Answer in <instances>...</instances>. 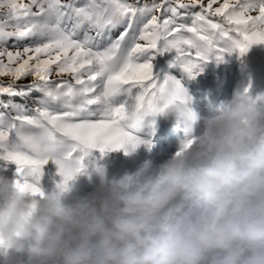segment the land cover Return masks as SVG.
Returning <instances> with one entry per match:
<instances>
[{"label": "snow or ice", "instance_id": "6c2138e0", "mask_svg": "<svg viewBox=\"0 0 264 264\" xmlns=\"http://www.w3.org/2000/svg\"><path fill=\"white\" fill-rule=\"evenodd\" d=\"M261 43L264 0H0V159L17 176L28 170L23 191L35 207L49 161L66 187L94 151L151 148L129 116L167 114L165 91L182 87L155 72L159 57L195 78L210 58ZM189 104L175 105L186 137Z\"/></svg>", "mask_w": 264, "mask_h": 264}, {"label": "clouds", "instance_id": "9594fccd", "mask_svg": "<svg viewBox=\"0 0 264 264\" xmlns=\"http://www.w3.org/2000/svg\"><path fill=\"white\" fill-rule=\"evenodd\" d=\"M185 97L183 86L168 89L163 102ZM193 114L202 129L190 148L185 136L155 166L87 170L99 181L92 191L56 184L33 207L0 174V251L26 257L21 264H264V90L250 85L210 115ZM145 119L131 115L129 125Z\"/></svg>", "mask_w": 264, "mask_h": 264}, {"label": "trees", "instance_id": "16d2710c", "mask_svg": "<svg viewBox=\"0 0 264 264\" xmlns=\"http://www.w3.org/2000/svg\"><path fill=\"white\" fill-rule=\"evenodd\" d=\"M115 34V33H114ZM246 54L241 55L239 50L226 54L222 61H217L215 58H210L205 62L202 67L203 71L200 72L195 78H192L187 72L180 68H170L169 61L172 59L171 55L159 57L155 62V72L163 75L169 73L180 81L183 87L188 90L190 97V104L188 105L193 113L201 115H210L213 109L224 100H229L233 95L240 91L241 79L243 75V67L237 63L232 62V57H240L242 60L250 59ZM236 60V59H235ZM7 99V97H4ZM31 106V102H29ZM154 120V126H153ZM193 136L200 133L199 124L193 123ZM143 140L151 142V148L141 144L132 155H126L124 149L109 152L107 155L101 157L98 151H94L92 156L88 159V171H92L94 167L106 166L110 176L122 175L125 171H131L134 166L140 165L146 160L150 159L153 165L159 164L164 160V156H168L180 147L181 141L185 137L183 118L179 115L175 106L168 111L167 114H161L155 118L149 116L141 125L139 131L134 133ZM131 158V163L127 160ZM134 158L135 163L132 159ZM133 163V164H132ZM0 174L8 178H15L21 184L25 180L32 181L33 177L25 170L22 176L16 175V165L0 159ZM61 177L58 175V167L53 161H49L44 167V174L40 179V187L43 191H50L59 182ZM76 181L88 180L87 175H79L75 178ZM99 182L98 178H93L89 185ZM12 257L17 259L18 264H21L23 259L18 254ZM11 260L6 256L1 255L0 251V264L5 260Z\"/></svg>", "mask_w": 264, "mask_h": 264}, {"label": "rangeland", "instance_id": "374dc122", "mask_svg": "<svg viewBox=\"0 0 264 264\" xmlns=\"http://www.w3.org/2000/svg\"><path fill=\"white\" fill-rule=\"evenodd\" d=\"M249 51H250V54L248 55V57L250 59L242 60L238 56L232 57V59L234 58L232 62L237 63L243 67V75H242L241 85L239 86V89L240 91H242L251 85L255 91L264 90V43L252 46ZM23 83H27V81H23ZM199 126H200V132H201L202 122L199 123ZM175 152L176 151L172 152L168 156L165 155L164 160L170 157L171 155H173ZM127 160H129L130 162L131 158L127 157ZM132 161L133 163H135L134 158L132 159ZM139 166H140V162H139V165L134 166V168L131 171H135ZM89 183H90L89 179L85 181H79V182L76 181V179H74L69 182L71 186L77 189L83 190V191H92L99 182H95L91 185H89ZM1 255L3 257L6 256L10 259L12 258L10 260V264H18L17 259L12 257L9 253L6 255L3 251H1ZM2 264H5V262H3Z\"/></svg>", "mask_w": 264, "mask_h": 264}]
</instances>
